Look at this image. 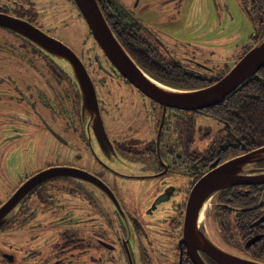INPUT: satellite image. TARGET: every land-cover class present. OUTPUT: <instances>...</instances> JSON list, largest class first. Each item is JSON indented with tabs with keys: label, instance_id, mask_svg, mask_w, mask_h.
Wrapping results in <instances>:
<instances>
[{
	"label": "flooded vegetation",
	"instance_id": "flooded-vegetation-1",
	"mask_svg": "<svg viewBox=\"0 0 264 264\" xmlns=\"http://www.w3.org/2000/svg\"><path fill=\"white\" fill-rule=\"evenodd\" d=\"M199 2L221 16L219 0H97L144 71L189 89L222 78L264 36V0H242L254 31L227 55L226 37L210 36L205 21L189 17ZM0 12L29 21L77 54L110 140H96L71 65L0 26V206L45 168L84 171L52 178L18 204L0 229V264H195L180 242L190 191L215 165L264 144L247 149L244 112L224 101L164 110L107 56L74 0H0ZM45 141L47 162L24 171L23 159L40 154ZM214 203L213 238L264 262V184L227 187ZM201 253L208 264H222Z\"/></svg>",
	"mask_w": 264,
	"mask_h": 264
},
{
	"label": "water",
	"instance_id": "water-1",
	"mask_svg": "<svg viewBox=\"0 0 264 264\" xmlns=\"http://www.w3.org/2000/svg\"><path fill=\"white\" fill-rule=\"evenodd\" d=\"M84 15L98 44L121 73L142 92L167 107L184 110L207 108L230 98L247 80L264 67V36L261 37L219 80L210 85L189 89L162 83L146 71L123 48L109 26L97 0H74ZM0 26L10 29L62 63L68 62L82 94V109L90 116L95 138L100 144L110 141L105 131L95 86L83 62L64 42L49 35L29 21L0 12ZM264 144L215 165L193 186L186 202L183 233L180 239L188 247L195 264H208L202 251L222 264H264L219 245L211 235L213 209L220 192L236 184H264ZM84 171L64 166L45 168L30 176L0 206V229L9 221L20 202L44 182L67 174L78 175ZM165 196H160L155 203ZM212 208H209L211 207ZM211 209V210H209Z\"/></svg>",
	"mask_w": 264,
	"mask_h": 264
},
{
	"label": "rangeland",
	"instance_id": "rangeland-1",
	"mask_svg": "<svg viewBox=\"0 0 264 264\" xmlns=\"http://www.w3.org/2000/svg\"><path fill=\"white\" fill-rule=\"evenodd\" d=\"M218 3L219 4L217 5H219L220 10L222 11L221 16H218L214 12V9H208L207 3L199 2L193 4L191 8V15L189 17H197L201 22L205 21V29L210 34V36H225L228 40L226 54L232 56L236 50L241 49L244 43H248L251 40V35L254 31V28L246 11L243 8L242 0H225V2L219 0ZM223 5H226L225 9L221 7ZM73 9L75 8L71 6L70 10ZM235 58L236 56H233L232 59L234 60ZM236 60L237 58L234 60V62ZM234 62L231 66L236 63ZM42 143L43 144L41 146L46 145V141ZM48 157L49 150L47 146H45L41 150L40 154H38L36 157L23 159L21 163L23 170L29 173L33 172L38 167H41L43 164H45L48 160ZM51 157H54L53 153ZM212 206L213 205H211L209 208H212Z\"/></svg>",
	"mask_w": 264,
	"mask_h": 264
},
{
	"label": "trees",
	"instance_id": "trees-1",
	"mask_svg": "<svg viewBox=\"0 0 264 264\" xmlns=\"http://www.w3.org/2000/svg\"><path fill=\"white\" fill-rule=\"evenodd\" d=\"M229 108L242 111L247 122V149L264 143V67L224 101Z\"/></svg>",
	"mask_w": 264,
	"mask_h": 264
}]
</instances>
